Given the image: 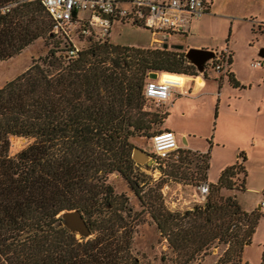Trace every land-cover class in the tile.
Here are the masks:
<instances>
[{"label": "trees", "instance_id": "trees-1", "mask_svg": "<svg viewBox=\"0 0 264 264\" xmlns=\"http://www.w3.org/2000/svg\"><path fill=\"white\" fill-rule=\"evenodd\" d=\"M37 39L50 46L46 54L0 88V264H146L132 251V230L107 178L118 172L139 194L131 138L146 136L152 145L153 133L167 129L152 130L164 124L169 109L145 107V99L152 100L144 93L150 74L191 77L200 70L179 45L169 49L117 44L93 34L70 37L55 32L42 0H0V61ZM75 41L89 44L67 56ZM231 54L218 51L202 73H221L241 86L229 69ZM12 134L34 141L13 156ZM191 154L198 157V183L208 182L210 152L182 147L162 171L181 178L178 174L186 172L181 163ZM247 163V153L240 151L216 182H208L205 201L192 209L153 211L176 254L175 264H250L244 248L264 211L245 209L229 193L246 188ZM69 209H79L89 222L93 218V237L79 238L64 225L62 212ZM215 241L226 246L219 258L210 249Z\"/></svg>", "mask_w": 264, "mask_h": 264}, {"label": "rangeland", "instance_id": "rangeland-1", "mask_svg": "<svg viewBox=\"0 0 264 264\" xmlns=\"http://www.w3.org/2000/svg\"><path fill=\"white\" fill-rule=\"evenodd\" d=\"M225 1L229 0H221L222 3ZM229 2V10L233 14L231 20L229 18L223 20L217 16L221 22L219 24L217 19H214V22L209 20V14H205L200 18L196 17L191 23L192 30L187 34L188 38L184 40L181 36L169 38L171 42H169L168 48L177 49L178 44L173 43L175 38L178 41L179 39L183 41L181 45L185 47L193 43L198 44L208 41L213 45L214 50L218 51L227 49V45H229L230 48L233 47L234 51H237L234 57L243 69L242 75L246 80H253L254 86H247L243 90H238L236 87H231L225 76L224 97L222 99L219 84L212 78H206L207 85L202 87L200 91L187 92L181 95L174 93L175 105L171 101L157 103L153 99H145V107L150 110L157 109L160 112L169 109L165 124L176 131L180 144L187 145V147L193 145L190 147L197 151L210 152L208 182H215L219 179L221 161L234 153V140H236L234 138L239 133L236 125L240 124L243 132H247L253 126L252 120H256L258 135L260 136L259 142L256 144L250 138L248 148L243 150L248 156L246 188L229 192L235 196L244 208L251 210L264 200V66L255 68L252 65V58H255V60L263 59L259 56V53L264 49V36H260L252 30V23L248 20L250 18L245 20L249 10L256 5L254 0H231ZM263 3L259 5L262 7ZM231 21H236L234 27L230 25ZM195 24L198 25V28L193 29ZM154 38L166 39L167 37L165 35L154 36L147 28L121 22L114 23L110 36V40L114 43L135 46L151 44V42H154ZM75 42L83 48L89 44V42ZM145 46L147 47V45ZM163 46L162 44L159 47ZM185 47L179 50L187 51L188 48ZM49 48L50 46L46 44L45 39H37L19 54L0 61V88L7 81L16 78L25 71L34 59L45 55ZM255 52H258V54L256 55ZM208 75L212 77V75L223 74L207 71L206 76ZM202 76V71L191 77L164 72L162 78L177 83V86L185 85L188 79H195L198 85H203L205 81ZM209 85H212V89H209ZM237 106H240V112L238 113L234 111L237 110ZM234 122L235 126L233 127ZM163 128V125L155 124L152 130ZM215 133L217 140L215 139ZM184 137H186L187 142H184ZM33 141L34 139L28 136L10 135V155H17ZM131 142L133 144L132 149L135 146H140L147 152L153 151V145L150 144L146 136H136L131 138ZM237 155L235 153L238 158ZM197 160L198 157L191 154L188 161L181 163L179 169H185L187 172L178 174L182 175L181 178L170 177L166 171H162V175H160L158 170L149 164L150 161L147 162L146 159L140 163L135 162L133 165V180L140 191L139 194L123 179L120 173L114 172L107 178V182L113 186L115 194H117L115 205H122L125 216L124 222L132 230V251L146 264H175L173 260L176 254L168 247V240L157 228L152 213L160 208L159 206H165L172 211H186L192 209L198 203L195 197L196 186L200 180L199 174L195 171ZM90 223H93V218ZM76 233L79 238L83 236L80 232ZM94 235L95 233L92 232L87 237L91 238ZM258 238L257 236L254 238L255 242L252 246H245L244 248V259L250 264H260L256 249ZM225 248L224 244L215 241L210 249L219 258ZM163 256L166 258L162 259ZM199 264L202 263L199 262Z\"/></svg>", "mask_w": 264, "mask_h": 264}, {"label": "built area", "instance_id": "built-area-1", "mask_svg": "<svg viewBox=\"0 0 264 264\" xmlns=\"http://www.w3.org/2000/svg\"><path fill=\"white\" fill-rule=\"evenodd\" d=\"M48 13L55 23V32L68 36L96 35L103 39L110 38L114 23L127 20L139 27L149 29L154 36L165 35L166 39H157L156 44L168 47L169 38L185 36L189 32L190 23L208 11L209 0H42ZM4 8L3 11H7ZM174 43V42H173ZM176 46V45H175ZM180 46V44H179ZM158 47V46H156ZM182 47V46H180ZM162 48V47H161ZM80 50L75 42L69 54L75 55ZM228 51V50H226ZM218 53H216L217 56ZM253 67L264 66V59L252 61ZM221 67L220 64L217 65ZM169 72V71H168ZM158 72L145 85L144 93L157 103L173 100L174 93L187 92L185 85L177 86L170 80L162 78ZM179 74V73H178ZM195 82H197L194 79ZM192 88L188 91L191 92ZM173 103V102H172ZM153 151L150 162L159 174L169 160L173 161L180 155L178 138L171 128L154 132L152 135ZM209 193V183L204 181L196 186V201L203 203ZM264 204V202H262Z\"/></svg>", "mask_w": 264, "mask_h": 264}, {"label": "crops", "instance_id": "crops-1", "mask_svg": "<svg viewBox=\"0 0 264 264\" xmlns=\"http://www.w3.org/2000/svg\"><path fill=\"white\" fill-rule=\"evenodd\" d=\"M209 1L211 2V7L208 9V11L206 13V14H209L210 15L208 17L209 20H211V21L214 22V19H217L218 22H219V24H221V22H220V20H219V18L217 16H219L220 19H223V20H227V18H229V20L232 19L231 16L233 14L230 13L232 11L229 10V3H230L229 1H231V0L225 1L224 3H222L221 0H209ZM232 1H234V0H232ZM254 2L256 3L255 7H253L252 9H250L249 10V13L247 14V16L246 17L244 16V17H245V20H247V18H250L248 20L252 23V30L254 32H257L258 35H260V36H264V3H263L264 0H254ZM260 3H263V6L262 7L259 5ZM116 22H118V21H116ZM192 22H193V20H192ZM222 23H224V21H222ZM234 24H236V21H231V24L230 25L232 27H234ZM196 27L198 28V25L197 24L193 25V29L196 28ZM191 30H192V25L190 23L189 32L187 34H189L191 32ZM187 34L185 36H183V38H182L183 40L188 38V35ZM230 34H231V32H230ZM157 39L158 38H154L153 39V41H154L153 43L151 42V44H145V45H147V47L148 46L156 47L157 45H159V44H157V45L154 44ZM182 42L183 41H181L180 39L178 41L175 38V41H174L175 44H178V45L180 44V46L185 47L184 45H181ZM145 45H141V46L146 47ZM192 46H195L196 48H206V49H212V50H214V47H212L213 45L211 43H209L208 41H203V42H200L198 44L193 43V44L188 45L185 48H190ZM227 46H228L227 49H225V50H218V51H226V50H228V51H231V53H232L231 54L232 55V63L230 65L229 69H230V71H232L235 74L237 80L241 83V86L236 87V88L238 90H243L247 86L248 87L254 86V81L253 80H250V79L246 80L245 77L242 75V70L243 69L237 63V61H236V59L234 57V54H236L237 51H234V48L233 47L230 48L229 45H227ZM215 51L218 53L217 50H215ZM255 53H256V55L258 54V52H255ZM261 53H264V49L261 50ZM261 53H259L260 54L259 56L263 57V59H264V55H261ZM254 60H255V58H252V61H254ZM183 75H185V74H183ZM202 77L204 78V81H205L206 78L207 79H211L212 78V79H214L216 81L217 84H219L218 86L220 87V96L223 99V97H224L223 96V94H224L223 93V85H224V77H225V75L222 76V77L220 75H217V76L216 75L215 76L212 75V77H211L210 75L205 76L203 74ZM164 80H166V79H164ZM191 82H192V84H190ZM205 85H207V82L206 81H205V83L203 85H198L197 82H195L194 80H189V79L187 80V83L185 84V86L187 88V92H189L188 91L189 88H192L191 92H189V93L196 92V91H200L201 88L204 87ZM230 85H231V87L235 88L231 83H230ZM209 89H212V85H209ZM187 92H185V93H187ZM179 95H181V94H179ZM174 96L175 95L173 94V96H172V98H173V100H172L173 103L172 104L173 105H175V98H174ZM239 107L240 106H237V110H234L236 113L240 112ZM252 123H253L252 128H250L247 132H243V128H242V126L240 124L236 125V128L238 129V132L239 133H237V137L234 138V139H236V140H234V143H235L234 149H233V152L234 153H233V155H231V156L229 155L225 159H223V161H221L222 162L221 165H220L221 171H222V169L225 166L230 165V164L236 162V160L238 158L235 156V153H237L239 155V152L240 151H243L244 149H247L248 148V145H249V142L248 141L250 140V138H251V140L254 143L258 144L260 136L258 135V130H257V126H256L257 122H256V120H252ZM163 125H164L165 128H171L172 129V127H170V126L167 127L166 126L165 121H164V124ZM217 125H218V123H217ZM232 126L233 127L235 126V122L232 124ZM217 128H218V126H217ZM172 130L175 131L174 129H172ZM216 133H217V131H216ZM216 133H215V139H216ZM178 142H179L180 147H187V145L180 144L179 138H178ZM190 146H193V145H189L187 147V149L195 150V149L191 148ZM202 152L205 153V151H202ZM262 202H264V200ZM262 202H259L258 206L256 208H254V209H251V210H249L247 208H245V209H247L249 211H253L255 209L264 211V204ZM263 223H264V215L261 216V218L259 220L257 229H256V231H255V233H254V235L252 237V242L250 244H246V247L252 246L254 244V242H255V239L254 238L256 236L259 237L257 239V241H256V244H257L256 245L257 246L256 249H257V252H258V254H257L258 260L260 259V261L262 259L263 246H264V228H263Z\"/></svg>", "mask_w": 264, "mask_h": 264}, {"label": "water", "instance_id": "water-1", "mask_svg": "<svg viewBox=\"0 0 264 264\" xmlns=\"http://www.w3.org/2000/svg\"><path fill=\"white\" fill-rule=\"evenodd\" d=\"M216 51L212 49L190 47L187 50L186 55L190 60L199 68L200 71L206 69V63L213 59L216 56ZM264 55V53H261ZM157 71H153L150 74L151 78L156 77ZM184 142H187V139L184 137ZM132 157L137 163L142 162L143 160L150 161V152L143 150L140 146H135L133 148ZM62 217L65 221L64 225L67 226L74 233L80 232L83 236H90L92 230L90 227V222L85 217L82 211L79 209H69L62 212Z\"/></svg>", "mask_w": 264, "mask_h": 264}]
</instances>
